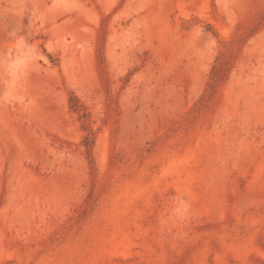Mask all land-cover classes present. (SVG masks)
<instances>
[{
	"label": "rangeland",
	"instance_id": "1",
	"mask_svg": "<svg viewBox=\"0 0 264 264\" xmlns=\"http://www.w3.org/2000/svg\"><path fill=\"white\" fill-rule=\"evenodd\" d=\"M0 245L264 264V0H0Z\"/></svg>",
	"mask_w": 264,
	"mask_h": 264
},
{
	"label": "bare ground",
	"instance_id": "2",
	"mask_svg": "<svg viewBox=\"0 0 264 264\" xmlns=\"http://www.w3.org/2000/svg\"><path fill=\"white\" fill-rule=\"evenodd\" d=\"M195 48H196V47H195ZM197 51H198V49H197ZM199 53H200V52H199ZM199 53H198V54H199ZM199 55H200V54H199ZM201 56H202V55H201ZM203 56H204V55H203ZM0 246H1V245H0Z\"/></svg>",
	"mask_w": 264,
	"mask_h": 264
}]
</instances>
